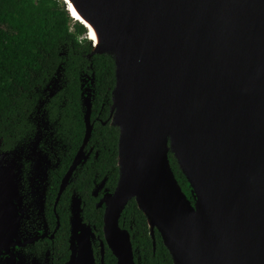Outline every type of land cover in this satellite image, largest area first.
Instances as JSON below:
<instances>
[{
  "label": "water",
  "instance_id": "water-1",
  "mask_svg": "<svg viewBox=\"0 0 264 264\" xmlns=\"http://www.w3.org/2000/svg\"><path fill=\"white\" fill-rule=\"evenodd\" d=\"M71 1L101 38L93 42L80 22L89 58L108 55L115 65L121 176L104 231L119 264H135L119 227L133 199L174 264H264V0ZM81 84L91 92L95 76ZM91 95L83 94L88 110ZM1 167L4 190L13 167Z\"/></svg>",
  "mask_w": 264,
  "mask_h": 264
},
{
  "label": "flooded vegetation",
  "instance_id": "flooded-vegetation-1",
  "mask_svg": "<svg viewBox=\"0 0 264 264\" xmlns=\"http://www.w3.org/2000/svg\"><path fill=\"white\" fill-rule=\"evenodd\" d=\"M57 79L55 86L36 93L17 143L7 147L0 139V170L4 162L13 167L0 189L7 206H0V264H91V258L93 264H119L104 231L106 199L115 194L121 176L114 88L99 97L96 88L86 91L91 87L82 86L80 75L75 98L66 73ZM84 93L92 94L89 110ZM133 201L119 227L130 236L134 263L174 264L146 217L151 245L139 240L138 226L126 212ZM157 235L164 245L160 249Z\"/></svg>",
  "mask_w": 264,
  "mask_h": 264
},
{
  "label": "trees",
  "instance_id": "trees-1",
  "mask_svg": "<svg viewBox=\"0 0 264 264\" xmlns=\"http://www.w3.org/2000/svg\"><path fill=\"white\" fill-rule=\"evenodd\" d=\"M87 33L60 0H0V139L7 147L20 139L36 93L47 87L59 68L66 73L69 92L75 98L80 75L95 76L99 97L115 87L113 59L95 54L89 60L93 47ZM170 162L190 198L189 184L172 154ZM126 212L138 226L139 240L150 246L146 218L137 204L131 202ZM157 246L164 247L159 235Z\"/></svg>",
  "mask_w": 264,
  "mask_h": 264
},
{
  "label": "bare ground",
  "instance_id": "bare-ground-1",
  "mask_svg": "<svg viewBox=\"0 0 264 264\" xmlns=\"http://www.w3.org/2000/svg\"><path fill=\"white\" fill-rule=\"evenodd\" d=\"M65 2H67L70 6L69 9H71L72 13H73V19L82 22L83 24H85L89 29H90V37L91 40L93 42H96V44H99L101 42V38L99 36V33L97 32L96 28L90 23L88 22L83 16L82 14L79 12V10L76 8V6L72 3L71 0H66ZM70 12V10H69Z\"/></svg>",
  "mask_w": 264,
  "mask_h": 264
},
{
  "label": "rangeland",
  "instance_id": "rangeland-1",
  "mask_svg": "<svg viewBox=\"0 0 264 264\" xmlns=\"http://www.w3.org/2000/svg\"><path fill=\"white\" fill-rule=\"evenodd\" d=\"M61 1V0H60ZM62 2V1H61ZM70 13V12H69ZM75 21V20H74Z\"/></svg>",
  "mask_w": 264,
  "mask_h": 264
}]
</instances>
